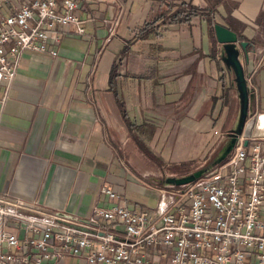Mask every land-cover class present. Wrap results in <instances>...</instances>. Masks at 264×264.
<instances>
[{"label": "crops", "instance_id": "crops-1", "mask_svg": "<svg viewBox=\"0 0 264 264\" xmlns=\"http://www.w3.org/2000/svg\"><path fill=\"white\" fill-rule=\"evenodd\" d=\"M21 1L0 0V18ZM183 3L198 15L172 22L173 6ZM79 7L86 35L61 25L58 56H20L0 123V193L81 219L112 204L103 186L153 208L158 189L172 186L165 180L178 177L170 168L213 161L233 139L241 99L214 24L232 22L253 39L264 0H79ZM253 47L243 56L249 117L252 136H264V52ZM5 90L6 82L0 95Z\"/></svg>", "mask_w": 264, "mask_h": 264}, {"label": "built area", "instance_id": "built-area-1", "mask_svg": "<svg viewBox=\"0 0 264 264\" xmlns=\"http://www.w3.org/2000/svg\"><path fill=\"white\" fill-rule=\"evenodd\" d=\"M108 22L112 36L120 15ZM85 23L79 0H22L0 18V123L21 54L56 57L59 26L86 35ZM244 141L208 174L159 188L153 208L138 209L103 186L112 204L81 219L0 193V264H58L67 256L86 264H264V136Z\"/></svg>", "mask_w": 264, "mask_h": 264}, {"label": "water", "instance_id": "water-1", "mask_svg": "<svg viewBox=\"0 0 264 264\" xmlns=\"http://www.w3.org/2000/svg\"><path fill=\"white\" fill-rule=\"evenodd\" d=\"M215 34L218 42L221 44V55L227 67L234 74V81L238 89L241 99V109L238 126L232 133L233 139L223 148L219 156L210 164L200 170L183 177H173L165 180L166 185H183L195 181L198 178L208 174L217 165L221 164L226 159L228 154L240 142V138L245 139L244 145L248 146L249 138L252 136L253 128L256 123V118L250 115V101L253 97L252 90L249 86L245 68L243 65V56L249 59V45L252 46V51L255 50L253 44L249 41L239 40V35L231 28L220 23L214 24Z\"/></svg>", "mask_w": 264, "mask_h": 264}, {"label": "trees", "instance_id": "trees-1", "mask_svg": "<svg viewBox=\"0 0 264 264\" xmlns=\"http://www.w3.org/2000/svg\"><path fill=\"white\" fill-rule=\"evenodd\" d=\"M183 7V8H181ZM173 9H174V12L172 14V22H181L182 20H180V18L178 19L177 17H180V16H184V19L183 21H188L190 20L193 16L195 15H198L197 14V10L190 4V3H183L182 6L180 7H174L173 6ZM257 23L261 24L264 26V10L261 11L257 17ZM230 28L232 30H237V33L239 35V37L242 39V40H246V41H249L250 44H253L254 45V41L253 39H249L248 37H246L242 31H240L237 26H235V24H233L231 22V25H230ZM251 46V45H250Z\"/></svg>", "mask_w": 264, "mask_h": 264}, {"label": "rangeland", "instance_id": "rangeland-1", "mask_svg": "<svg viewBox=\"0 0 264 264\" xmlns=\"http://www.w3.org/2000/svg\"><path fill=\"white\" fill-rule=\"evenodd\" d=\"M263 11V10H262ZM257 29H256V35L255 38H253V43L254 45L260 49L262 52H264V26L257 23ZM210 159L206 160L203 164H197V165H190V166H174L172 168H170L169 170L171 172H176L178 173V177H182V176H186L189 175L191 173L196 172L197 170L202 169L203 167H205L208 163H209Z\"/></svg>", "mask_w": 264, "mask_h": 264}, {"label": "flooded vegetation", "instance_id": "flooded-vegetation-1", "mask_svg": "<svg viewBox=\"0 0 264 264\" xmlns=\"http://www.w3.org/2000/svg\"><path fill=\"white\" fill-rule=\"evenodd\" d=\"M211 162H212V160H211V161H209V163H208V164H210ZM208 164H207V165H208Z\"/></svg>", "mask_w": 264, "mask_h": 264}]
</instances>
